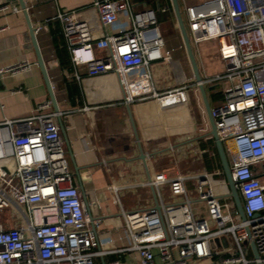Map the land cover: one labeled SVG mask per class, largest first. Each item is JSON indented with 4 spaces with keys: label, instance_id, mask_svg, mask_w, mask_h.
<instances>
[{
    "label": "built area",
    "instance_id": "built-area-1",
    "mask_svg": "<svg viewBox=\"0 0 264 264\" xmlns=\"http://www.w3.org/2000/svg\"><path fill=\"white\" fill-rule=\"evenodd\" d=\"M158 6V11H170ZM8 10L21 12L9 4L0 7ZM123 14L129 25L109 34L107 29ZM185 16L193 49L217 41L225 66L224 73L206 77L202 84L218 87L222 94L211 112L246 220L221 171L157 174L147 184L157 192V205L122 210L128 250L138 252L141 264H155L156 254L162 264H264V0H203L185 7ZM52 20L62 25L74 65L85 66L90 79L117 76L126 105L187 103L188 82L164 92L154 86L152 67L173 63L155 9L138 8L135 0H93L89 7L60 12ZM28 69L27 64L0 69V79ZM63 117L61 111L38 112L0 123V214L10 210L20 223L7 228L0 221V264H95V257L104 254L96 250L97 235L71 171L58 121ZM12 160L16 170L10 173ZM221 175L227 189L218 196L212 177ZM164 186L170 202L163 198ZM218 237L221 248L215 243ZM252 245L259 257L251 260Z\"/></svg>",
    "mask_w": 264,
    "mask_h": 264
},
{
    "label": "crops",
    "instance_id": "crops-1",
    "mask_svg": "<svg viewBox=\"0 0 264 264\" xmlns=\"http://www.w3.org/2000/svg\"><path fill=\"white\" fill-rule=\"evenodd\" d=\"M181 1L185 3V0ZM201 1L203 0H192L194 4ZM3 2L5 0H0V7L9 4L10 7L20 8L17 2ZM26 2L34 28L38 25L42 27L36 32L37 40L59 109L64 114L60 120L65 128L68 144L62 129L61 133L71 171L78 185L80 179L89 202L93 204L91 211L95 218L98 240L96 250L104 252L95 257V264H141L138 252L128 250L131 241L125 229L122 210L132 212L157 205V192L147 185L157 174L175 176L177 173H211L218 170H208L205 166L204 154L210 152V140L214 139L210 135L211 128L201 94L198 86L194 85L196 82L177 22V50H182V56H186L189 72H185L183 68L178 57L180 53L177 52V56H174L173 49H167L172 52L173 63L156 64L152 67V72L154 86L159 92L188 82L187 103L170 108H163L155 100L126 105L124 91L117 76L103 75L90 79L85 66L74 65L62 25L59 20H52L60 12L89 7L93 0ZM135 3L138 8L146 6L157 11L159 9L158 3L154 7L144 0H135ZM170 5L167 0L161 3L163 7L170 8ZM167 20L169 24L176 21L173 12L169 13ZM128 25V18L123 14L107 31L112 34ZM161 25L164 22L160 23V28ZM60 47H65L68 52V69L60 64L57 55ZM103 54L104 52H98V55ZM195 56L205 73L204 78L209 77L200 53L196 52ZM18 64H27L29 69L6 74L0 79V123L6 119H23L38 112L54 111L22 10L19 13L12 10L0 11V69ZM206 90L211 108L217 106L223 99L220 89L207 87ZM143 154L146 156L145 160L142 159ZM166 160L171 167L166 166ZM75 166L79 170V177L75 175ZM100 175L102 180L99 181ZM89 192L95 195L93 199L89 198ZM161 192L163 198L166 195V202L172 200L168 186H164ZM101 194H106L105 203L98 198ZM195 203L194 207H197L198 204ZM0 221L7 228L20 224L10 210L0 214ZM154 262L162 264L157 254ZM208 263L209 260L201 262Z\"/></svg>",
    "mask_w": 264,
    "mask_h": 264
},
{
    "label": "water",
    "instance_id": "water-1",
    "mask_svg": "<svg viewBox=\"0 0 264 264\" xmlns=\"http://www.w3.org/2000/svg\"><path fill=\"white\" fill-rule=\"evenodd\" d=\"M10 1L17 2L18 5L20 6L24 16H25V19H26V22L28 25V29H29L30 39H31L33 49H34L35 54H36V58H37V64L40 68L43 80H44L46 88L48 90V94H49L51 104L53 106L54 111L59 112L60 109H59V105H58V102H57V99L55 96L54 87H53V84L51 82V78L49 76L47 66L45 64L42 52H41L39 44H38L36 30L33 26L31 18L29 16L27 2H26V0H5V2H3V3H9ZM170 3H171V7H172V10H173L176 22H177L178 29H179L181 37H182L184 48L186 50V53H187V56H188V59H189V62H190V65H191V68L193 71L194 79L198 83V89H199V92L201 94L203 104H204V107H205V110H206V113L208 116L210 128H211L210 135L212 136V138L215 141V146H216L219 158H220L223 174L225 176L226 182L228 184V188L230 190V196L232 197V199L235 203V206H236V209L238 211V214L240 215V218L243 221H245L246 215L244 212L242 200H241V197H240V195L236 189L235 182L232 178V174H231V170H230V166H229V161H228V157H227V154L225 151L223 141L219 138V136L217 134L215 120L212 116L211 105L209 103L208 96H207V90L204 87V85L202 84L203 78L201 76V72H200L199 65H198V62H197V59L195 56V52H194L193 46L191 44V41H190V38L188 35L185 20L183 19V16H182L180 1L179 0H170ZM59 123L61 125L62 133H63V135L67 141V144H68V140L66 138V133H65V128L63 126V123L61 120H59ZM142 159L143 160L146 159L145 154L142 155ZM75 172H76L75 175L77 177H79V170L77 169V166H75ZM79 188H80L83 201L85 203V206L87 208V211L89 213V216H90V219L92 222V228L96 232V227L94 225L95 218L92 215L91 209L89 207V200H88L85 189H84L83 184L81 183L80 179H79ZM252 250H253L254 257L258 258L259 255H258V252H257L254 245H252Z\"/></svg>",
    "mask_w": 264,
    "mask_h": 264
},
{
    "label": "rangeland",
    "instance_id": "rangeland-1",
    "mask_svg": "<svg viewBox=\"0 0 264 264\" xmlns=\"http://www.w3.org/2000/svg\"><path fill=\"white\" fill-rule=\"evenodd\" d=\"M180 3H181L180 7H181L182 16H183V19L186 22L185 7L193 5L194 2H192V0H185V3H184V2H182L180 0ZM163 22H164V25H161V29H162V35H163V38H164V42H165V50L173 49L172 50L173 55L177 56V52H178L177 49H178V45H179V33H178V30L175 28L176 21H173L171 24L166 23L165 21H163ZM194 51H195V53L196 52L200 53V55L202 57V60H203V65H204V69H205V72H206L207 76L213 77V76H215L217 74H222V73L225 72L224 63L221 60L220 55H219L217 41L209 40V41L201 42L198 45V47H194ZM181 52H182V50L178 52V54L180 53V56H178V57H180V59H181V63L183 65V68H184L185 72L188 73L189 72L188 61H187L186 56H182ZM199 69L201 71L202 77L204 78L205 77L204 76L205 73L203 72V69L200 68V67H199ZM165 163H166V166L171 167V164L169 163L168 160H166ZM7 169H8V171L10 173H12V172H14L16 170V165H15L14 160H12L11 163L7 166ZM218 171H220V170L218 169L215 172H218ZM101 177L102 176L100 175L99 181L102 180ZM263 180H264V178H263ZM212 182H213V185H214L213 186L214 187V191L216 192V194L218 196L222 195V193L226 191L227 186L223 182L222 175L221 176H217V177H212ZM88 195H89L90 199H93L94 196H95L91 192H89ZM98 198H99L100 202L105 203L106 194H101V195L98 196ZM164 198L166 200V195H164ZM192 199L193 200L196 199V195H192ZM225 200H226L225 198H222L221 202L224 203V202H226ZM222 212H223V214H227V210L226 209H223ZM204 216L206 218L209 217L207 213L204 214ZM220 241L221 240H220L219 237L215 239V243H216V245L219 248H221ZM224 245L225 246L228 245L226 240H225ZM248 258L251 259V260L254 259V254L253 253H249L248 254Z\"/></svg>",
    "mask_w": 264,
    "mask_h": 264
},
{
    "label": "trees",
    "instance_id": "trees-1",
    "mask_svg": "<svg viewBox=\"0 0 264 264\" xmlns=\"http://www.w3.org/2000/svg\"><path fill=\"white\" fill-rule=\"evenodd\" d=\"M164 0H144L145 3L149 4L150 6L154 7L156 4L158 3L161 6V3H163ZM169 5H170V1L167 0ZM157 11V10H156ZM172 8L170 5V12L172 14ZM169 13H163L161 11H157V16H158V21L160 23H163V21H165L166 23L168 22V17H169ZM57 55L60 59V64L62 67L67 68L69 67V60L68 58V52L66 50L65 47H60L57 49ZM66 57V58H62V57ZM68 60V61H67ZM211 143V149L210 152H206L204 154V161H205V166L207 167L208 170H214V169H219L222 173V166H221V162H220V158L215 146V142L214 140H210Z\"/></svg>",
    "mask_w": 264,
    "mask_h": 264
}]
</instances>
